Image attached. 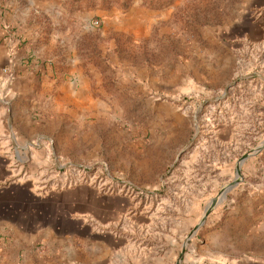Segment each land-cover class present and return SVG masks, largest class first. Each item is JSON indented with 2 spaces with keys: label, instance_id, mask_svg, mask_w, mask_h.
<instances>
[{
  "label": "rangeland",
  "instance_id": "1",
  "mask_svg": "<svg viewBox=\"0 0 264 264\" xmlns=\"http://www.w3.org/2000/svg\"><path fill=\"white\" fill-rule=\"evenodd\" d=\"M11 1L0 0V141L16 146L3 187L71 204L78 227L64 251L80 264H223L225 239H255L264 0H60L39 13L33 0ZM3 20L25 38L12 65ZM67 54L81 57L97 92L72 112L41 85L68 81ZM23 74L34 93L15 92Z\"/></svg>",
  "mask_w": 264,
  "mask_h": 264
},
{
  "label": "crops",
  "instance_id": "2",
  "mask_svg": "<svg viewBox=\"0 0 264 264\" xmlns=\"http://www.w3.org/2000/svg\"><path fill=\"white\" fill-rule=\"evenodd\" d=\"M21 1L23 2L12 0L11 4L16 7ZM38 3V0H33L29 12H48L49 9L52 12L53 8L59 6L60 0H50L47 5ZM139 10L141 9L133 13L132 20L141 21ZM2 23H7L12 28V37L7 36L3 27L1 30L3 42L10 47L8 62L11 63V58L15 61L16 45L24 42L25 38H21L8 21L3 20ZM64 58L68 81L42 80L41 85L50 87L54 92L53 97H57L59 101L66 98L71 112L86 109L87 103L97 96L94 81L81 57L67 54ZM13 86L15 92L23 95L38 90L35 79L25 74L18 76ZM10 145L16 146L15 143L0 141V197L5 189L9 194L5 202L0 200V264H80L83 261L81 255L64 251L66 242H71L78 227L74 222L77 219L72 217L71 204L63 209L56 208L49 205L50 195H39L21 184L3 187L9 182L13 171L8 164L10 155L7 151L11 148ZM259 229L264 234V216L259 222L255 239L252 235L242 233V242H238L235 236L225 239L224 253L220 254L222 259L219 261H223V264H264V246L259 249ZM253 242L256 243L254 246ZM39 245H43L42 249ZM214 246L217 253L221 252L216 244Z\"/></svg>",
  "mask_w": 264,
  "mask_h": 264
},
{
  "label": "built area",
  "instance_id": "3",
  "mask_svg": "<svg viewBox=\"0 0 264 264\" xmlns=\"http://www.w3.org/2000/svg\"><path fill=\"white\" fill-rule=\"evenodd\" d=\"M2 27H3L4 31H6L8 33L7 36H9V37H12L13 36V34H12V28L10 27L9 24L2 23ZM10 60H11V63L10 64L12 65L13 62H14V59L11 58ZM5 71L8 72L7 69H5ZM11 77L13 78V75L12 74H11Z\"/></svg>",
  "mask_w": 264,
  "mask_h": 264
}]
</instances>
